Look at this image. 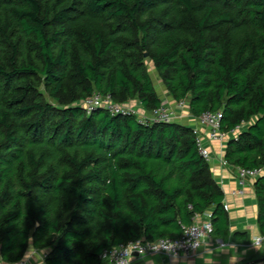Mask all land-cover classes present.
<instances>
[{
    "label": "trees",
    "instance_id": "16d2710c",
    "mask_svg": "<svg viewBox=\"0 0 264 264\" xmlns=\"http://www.w3.org/2000/svg\"><path fill=\"white\" fill-rule=\"evenodd\" d=\"M147 55V57H145ZM195 119L223 114L226 161L264 169V0H0V259L100 264L119 245L177 239L224 194L193 129L107 108L161 109L152 72ZM264 236V175L254 183Z\"/></svg>",
    "mask_w": 264,
    "mask_h": 264
},
{
    "label": "crops",
    "instance_id": "0c3cea01",
    "mask_svg": "<svg viewBox=\"0 0 264 264\" xmlns=\"http://www.w3.org/2000/svg\"><path fill=\"white\" fill-rule=\"evenodd\" d=\"M167 96L168 94L166 92V98L163 99V102L165 100L172 101L171 97L168 96L167 98ZM143 113L144 115L150 114L144 110ZM176 117L177 120L175 123L191 127L192 129L199 127L198 121L189 112L186 116L176 115ZM248 125L243 124L239 133L246 131ZM228 138L230 139L231 136L229 135ZM228 141L224 144L213 143L211 145L213 160L209 165L214 180L224 194L223 206L229 220L230 236L227 239H219L212 236L205 241L199 252L190 259H169L164 256H147L134 258L131 264H229V257L233 255V252L229 249L233 246L235 247V254L238 256L236 264H264V248L257 250L253 246V243L249 246L240 243L247 240V234L237 233L235 235V239L239 243H233L231 240V236L236 231H249L252 240L263 235L260 233L258 227V206L254 189V183L256 181H247L242 185L238 178V169L230 164L228 166L223 165V161L226 160L225 153ZM213 211L214 208L200 215V220L206 214H213ZM216 240H221L227 244L230 243V246L224 248L218 247ZM32 248V246L29 248L27 254ZM38 252L39 254L32 255L31 257L26 254L25 259L18 264H46L45 252ZM0 264L9 263H5L0 259Z\"/></svg>",
    "mask_w": 264,
    "mask_h": 264
},
{
    "label": "built area",
    "instance_id": "2783aa9c",
    "mask_svg": "<svg viewBox=\"0 0 264 264\" xmlns=\"http://www.w3.org/2000/svg\"><path fill=\"white\" fill-rule=\"evenodd\" d=\"M88 112L95 109L107 108L114 115H126L131 111L126 106L113 105L95 95L91 100L85 103ZM151 117H144L143 120H151L159 123L170 124L175 122L173 111L163 106L161 109L150 113ZM223 114L221 112H208L196 119L199 127L194 128L195 137L199 155L207 162L211 163L213 155L211 145L213 143L224 144L229 140L228 136L237 137L241 127H238L231 133H224L221 130ZM223 165L229 163L224 160ZM264 175V169H238V178L242 185L247 181H256ZM227 209V207H226ZM200 215L195 216L194 223L182 228V234L177 239H162L155 242H146L143 240L129 242L119 245L109 251H105L100 257V264H131L134 258H143L147 256H164L169 259L193 258L203 247L205 241L213 236L214 226L212 214H206L202 220ZM254 241H264V236L256 237ZM218 247L224 248L230 246L221 240H216ZM46 258V254L44 255Z\"/></svg>",
    "mask_w": 264,
    "mask_h": 264
},
{
    "label": "rangeland",
    "instance_id": "374dc122",
    "mask_svg": "<svg viewBox=\"0 0 264 264\" xmlns=\"http://www.w3.org/2000/svg\"><path fill=\"white\" fill-rule=\"evenodd\" d=\"M147 63V66H148V69L150 72L154 73V68H153V65L151 63L150 60H147L146 61ZM153 77L155 79V83H156V86H157V89H158V92L160 94V96H162L163 99H165V88L164 86L162 85V82L158 79L156 73L153 74ZM168 98V96H167ZM163 105L167 108V109H170L171 111H173L174 113V118H175V121L177 120L176 118V115H181V116H186L188 115V108H189V105H188V102H184V103H180V104H175V102L172 101H166L163 102ZM127 108H129L131 111H134V113L140 117L141 119H143V116H146V117H151V114H146L144 115L143 113V109L141 108V106L136 102V101H132L130 102L127 106ZM152 118V117H151ZM182 120V119H180Z\"/></svg>",
    "mask_w": 264,
    "mask_h": 264
},
{
    "label": "clouds",
    "instance_id": "9594fccd",
    "mask_svg": "<svg viewBox=\"0 0 264 264\" xmlns=\"http://www.w3.org/2000/svg\"><path fill=\"white\" fill-rule=\"evenodd\" d=\"M253 246L257 249V250H261L262 248H264V241L261 242H257L252 240ZM36 248L33 247L30 252L27 254L29 257H31L32 255H36L39 254L38 251L35 250ZM230 251L233 252V255H231L229 257V264H236V261L238 259V256L235 254V247L233 246L231 249H229Z\"/></svg>",
    "mask_w": 264,
    "mask_h": 264
},
{
    "label": "water",
    "instance_id": "95a60500",
    "mask_svg": "<svg viewBox=\"0 0 264 264\" xmlns=\"http://www.w3.org/2000/svg\"><path fill=\"white\" fill-rule=\"evenodd\" d=\"M145 57H147V55H146ZM237 233L247 234V235H248L247 240H246V241H242V242H240V243L243 244V245H246V246L251 245V243H252V239H251V234H250L249 231H236V232H234L233 235L231 236V240H232L233 243H239V242L236 241V239H235V235H236ZM0 254H1V252H0Z\"/></svg>",
    "mask_w": 264,
    "mask_h": 264
}]
</instances>
